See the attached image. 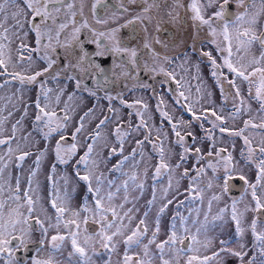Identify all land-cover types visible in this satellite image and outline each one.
<instances>
[{
	"label": "snow or ice",
	"instance_id": "1",
	"mask_svg": "<svg viewBox=\"0 0 264 264\" xmlns=\"http://www.w3.org/2000/svg\"><path fill=\"white\" fill-rule=\"evenodd\" d=\"M101 5L107 6V0H94L89 9L95 24L104 26L98 29L85 16L84 0H0V91L15 87L11 95H0V261L17 264V252L36 244L37 256L31 264H113V256L118 257L115 264H224L226 257L235 258L237 264H264V0H120L118 10L108 18L97 14ZM126 5H139L140 11L110 27L129 11ZM230 5L235 8L231 16ZM154 20L157 33L162 23L169 22L179 24L186 35L172 44L158 36L149 40L148 27ZM137 23L145 33L143 53L118 38L122 28ZM85 29L87 42L96 46L95 56L105 62L112 58L113 83L121 78L138 83L141 72L153 78L163 76L161 84L175 83V105L190 119L168 111L160 96L156 110L162 124L150 126L147 103L142 99L129 103L121 93L110 94L104 87L108 78H99L103 68L84 49L81 37ZM184 45V51L169 54ZM193 55L195 63L191 62ZM39 62L44 66L34 70ZM204 63L221 93L219 109L205 106L213 102L212 93L200 83ZM192 68L195 75L188 78ZM89 80L95 87L88 86ZM192 80L198 81L195 95ZM63 81L74 82L75 90L66 99ZM52 82L56 88L49 86ZM33 89L36 97L31 100ZM99 91L105 92L108 114L89 131L96 106L74 122L76 101L85 93L99 100ZM229 99L231 108H227ZM113 100L135 110L139 122L132 124L129 119L125 126ZM30 109L31 130L18 137ZM16 112L21 115L6 128ZM132 115L130 111L129 118ZM238 120L242 127L235 126ZM163 122L174 139L164 132ZM110 124L114 127L108 134L105 130ZM196 124L202 137L194 130ZM141 131L143 138L136 139L135 147L125 154V145ZM225 135L231 138V150L217 146ZM235 138L242 141L239 159L233 155ZM41 141L44 148L33 153L32 148ZM205 141L210 144L206 154ZM146 145L151 146L150 152L145 151ZM49 154L54 159L47 176L51 214L42 202L38 181ZM32 156L25 175L24 163ZM113 157L118 159L109 167ZM189 157L195 161L191 168L186 167ZM58 165H70L71 175L65 170L57 179ZM209 169L212 174L205 182ZM185 179L188 185L181 191ZM234 179L244 188L238 199L229 202L225 197ZM80 183L90 199L84 197L73 208L72 193ZM148 189L151 198L138 218L139 200ZM158 201L150 228L148 218ZM173 205L175 212L161 238V218ZM249 213L253 214L250 221ZM228 222L234 225L236 248L230 246V239L209 235ZM90 224L96 226L95 231H89ZM248 233L251 247L244 240ZM216 240L219 247L213 250ZM249 252L253 254L249 256Z\"/></svg>",
	"mask_w": 264,
	"mask_h": 264
},
{
	"label": "flooded vegetation",
	"instance_id": "2",
	"mask_svg": "<svg viewBox=\"0 0 264 264\" xmlns=\"http://www.w3.org/2000/svg\"><path fill=\"white\" fill-rule=\"evenodd\" d=\"M93 2H94V0H84L85 16L90 20L93 27H96L98 29H103L104 26L95 24V20L92 18L91 13L89 11L90 6ZM185 2L187 3L188 0H185ZM77 3H79V0H77ZM119 3H120V0H107V6H105V5L99 6L97 9V14L101 18H108L112 15L113 11L118 10ZM126 6L129 8V11L127 13H124V15L117 20L116 24L109 25L110 27H115L119 24H123L126 20L130 19L132 16L136 15L140 11L139 5H126ZM234 11H235L234 6L230 5L229 6V16H231ZM153 15H156V13L154 12ZM181 15H183V10H181ZM190 32H191V28L189 27L188 33H190ZM88 35L89 34L87 33L86 29L82 31L81 40H82V43L84 44V49L86 52L89 53L90 57L94 58L95 63L100 64L101 67L103 68V75L99 78L101 80H103V78L105 76L108 78L109 82L107 84H105L104 87L110 94L116 95L117 93H121L122 98L129 103H131L137 99H142L145 103L148 104V113L146 115L150 116V119L148 120V123L150 126L154 125L152 123L153 116L156 117L157 122L161 121V117L159 115V112L156 110L157 101H158V98L160 96H163V98H164V100L168 106L167 107L168 111L174 112V114L177 117L180 116L181 113H183L185 120L190 119L189 115L187 113L183 112V109H181L179 107V105H175V101H174V97H175V93H176L175 83L169 81L167 83L161 84L160 81H162L164 79L163 76H156L155 78H153L152 75L141 72L139 75V82L138 83L136 81L131 80V79L124 80L123 78H121L120 80L113 83L112 82V69H113L112 58H110V57L107 58V60L105 62V58L96 57L95 56L96 46L94 44H89L87 42L88 41ZM184 35H186V33L181 30V26L179 24L164 22L161 25V30L159 31V33L156 32V21L155 20L148 27V39L149 40H151L152 37L158 36L159 39H161L166 44H172L175 41L179 40L180 37L184 36ZM118 38L121 40V42L124 45H126L128 47H132V48H137L138 50L141 51V53H143L144 50L142 49V43H143V40L145 38V33L143 30V27L139 23H137L134 26L129 25L126 28H122L120 30V32L118 33ZM155 47L159 51H164V49H161V47L159 45H155ZM13 48H15V46H13ZM186 48H187V45H184L182 48L172 49V51L169 52V54L175 55L178 52L184 51ZM59 51L63 52V50H59ZM13 55H15V52H13ZM145 58H147V57H145ZM196 61H197V57L195 55H193L191 58V62L195 63ZM175 63L179 64L180 60L179 59L176 60ZM43 66H44L43 62H39L38 65L34 67V69L38 70V68H42ZM177 71H179V69H177ZM195 72H196L195 68H192L191 71L188 73V78H191V76L195 75ZM200 76H201L200 83L203 85V88L206 91H210L212 93L211 100L213 103L212 104L206 103L205 106L206 107L216 106L217 109H219V107L222 104L221 93H220V90H219L218 86L216 85L214 79L210 75L209 66L207 63L201 64ZM42 79H44V78H42ZM63 83H65L67 85L66 94H67V92L72 93L75 90L74 89V82L63 81ZM87 83H88L89 87H95V85L93 84V82L91 80H89ZM191 83L193 85V95H195V85L198 83V81L192 80ZM134 84H137V86L135 88H133ZM139 84H146V85H148V87L147 88L139 87ZM49 86L53 87V88L57 87V85L54 82L50 83ZM224 87L230 89V86L227 85L226 83H225ZM130 89H131V91H130ZM78 95H80V94L78 93ZM104 95H105L104 91H99L98 92L99 100H97L96 98L88 96L86 93L83 94V97L86 98L85 111H87L89 108H93L94 106H96L95 117L97 118V120L95 121V123L93 125L89 124L88 127H91V126L95 127V125H96V123H98L99 119H101L104 114H108L107 113L108 101L104 99ZM31 96H32L31 100H34L36 97V90L35 89H33L31 91ZM112 104L114 107L118 108L120 110V113L123 115H124V112H126L127 115L130 111L133 112V115L131 116L132 119H131V117L130 118L128 117L131 120L132 124H136L139 122L138 117H136V115L134 114L135 110L123 107L119 103L118 100H113ZM252 106L254 109L256 108L255 103H253ZM231 107H232V101H231V99H229L227 108H231ZM127 123H125V126H127ZM163 124L167 125L166 122H163ZM167 126H169V125H167ZM205 126L209 127L208 124H206ZM163 130H164V132L168 133L170 140L174 139V137H172V134L169 130V127L164 128ZM194 130H195L197 136L200 137L201 129L199 128L198 124L195 125ZM142 133H143V131H141V133H139V139L143 138ZM153 136H155V129H153ZM69 142H71V141H69ZM188 142L189 143L192 142L191 138H188ZM146 146L149 147L150 145H146ZM173 147H176V146L173 144ZM242 191H243V189L241 190L239 195L242 193ZM239 195L230 196L228 194V196L232 197V198L238 197ZM13 247H15V242H13ZM24 253H25V251L17 252V254H16L17 264H31L32 257L37 256V249L31 254V256H29L25 260L23 258ZM18 259H20L22 261H19Z\"/></svg>",
	"mask_w": 264,
	"mask_h": 264
},
{
	"label": "rangeland",
	"instance_id": "3",
	"mask_svg": "<svg viewBox=\"0 0 264 264\" xmlns=\"http://www.w3.org/2000/svg\"><path fill=\"white\" fill-rule=\"evenodd\" d=\"M14 91H15V87L6 88L3 91H0V95H11V93L14 92ZM69 93H71V92H67V94H69ZM67 94L65 93V96L63 97V99H66L67 98ZM29 96H30V99H31V97H32L31 96V92L29 93ZM76 103L78 104V108H77L76 114L74 116V122H75V120H78L79 119V116L83 115V113L85 111V108H86V98L82 97V99L77 100ZM4 115H7V112H5ZM20 115H21L20 112H16L15 115H13L9 119V121L7 122V124L5 125V127L10 129L11 123H13L17 118H19ZM31 115H32V110L30 109L29 117L24 122V131L21 132V133H18V137L20 135L26 134L27 131H30L31 130ZM128 117L129 116L126 114V112H124V115L121 114V119L123 120L124 123H127L129 121V118ZM102 118H103V116H102ZM244 118L246 119L247 117H244ZM131 119H132V117H131ZM96 120H97V118L95 117L89 124L90 125L91 124L93 125ZM152 123L155 126L160 127L161 124H162V121H158L157 122L156 117L153 116ZM162 126H163V129L169 127V126H167L165 124H163ZM228 126L231 127L232 125L229 124ZM235 126L236 127H242L241 121L238 120L236 122ZM113 127H114V124H110L105 131L108 134H110ZM209 127H210V125H209ZM92 128H94V126L88 127L89 131ZM71 130L72 129L70 128L69 129V135L71 134ZM5 134L7 135L8 133L6 132ZM203 135H204V133L201 131L200 137H202ZM216 135H217V137H219L220 136V133L217 132ZM36 139H39V137H36ZM136 139H139V134H136L125 145V154H128L131 151V149L133 147H135L134 141ZM230 139L231 138H229V137H227L225 135L222 142L220 140H217V146L218 147L219 146H227L231 150V144L229 143V140ZM53 143H54V141H53ZM197 146H201V145H197ZM202 147H203V150H204V152L206 154V152L210 148L209 142L205 141L203 143ZM241 147H242V141L239 138H235V151L233 152V155L236 157V159H239V152H240ZM37 148H40V149L44 148V142L41 141L38 145H36V147L32 148L33 153H35V151L37 150ZM176 150L179 151V148L176 147ZM145 151L146 152H150L151 151V146H149V147L146 146L145 147ZM105 154H107V153H105ZM34 158H35L34 156L29 157V159L25 161V163H24L25 175H27V169L32 165ZM117 159H118L117 157H113L112 161L109 163V167L111 166L112 163H115ZM155 162H156L155 159H153L151 161L152 164H155ZM173 162H175V161H173ZM52 163H54V159H53L52 155L49 154L48 156H46V158L42 162L41 169H40V173H39V176H38V181L40 183V195L42 197V202H43L44 206L46 208H48V211H49L50 214L53 212V210L50 208V206L48 204L50 185H49V182L47 181V176H48V174L50 172V165ZM194 163H195L194 159L192 157H189V160H188V163H187L186 167L191 168ZM204 164H205V161H201V166H204ZM143 167H144V165L142 164L141 165V169H143ZM65 170H67L68 174L71 175L72 168H71L70 165L69 166H61V165H58L57 166V179L59 178V175L62 174ZM16 171H17L16 169H13V175L16 174ZM211 174H212L211 173V170L209 169L207 171V176L204 178L205 179V182L207 180V177L208 176H211ZM192 175H195V173L193 172ZM219 175L222 176L223 175V172L221 171L219 173ZM149 177H151V171L149 172ZM249 178H251V174H250V177ZM60 183H62V181ZM150 183H151V180L149 179V184ZM187 185H188V180L187 179L181 181V191H183V189L186 188ZM23 187H24V185L22 184V188ZM70 188H71V186H70ZM214 190L215 191H219L218 189H214ZM133 195H135V193H133ZM241 195H242V193L238 197H234V198L227 196V197H225V200H227V201L230 202V199H238ZM84 197H89V199H90V194L87 193L86 188L83 185V183H80L76 187L75 192L72 193L71 206L73 208L79 207L81 205V203L83 202V198ZM150 198H151L150 197V189H148V190H146L144 196L139 200L138 207L140 209V212L138 214V218H139V215H142L143 214V212L145 210L146 202ZM180 199H184V197L181 196ZM205 199H207V197ZM158 206H159V201L157 202V205L152 208L151 213L149 215L148 222H149L150 228L152 227V222L154 220L155 213H156V210H157ZM242 207H243V205H241V208ZM181 211H185V210L182 208ZM215 211H216V207L214 206L213 207V212H215ZM174 212H175L174 205L173 206H169L168 211L161 218V228H162L161 238H163V231L168 227V225L170 223V217L174 214ZM185 214H187V213L185 212ZM252 215H253L252 213H249L248 214V216H247L248 221H250L252 219ZM202 218L203 217L201 216V219ZM89 231H94V229L91 228V229H89ZM209 235L212 236V237H219L220 239H225V240H229L230 239V240L233 241L230 246L233 247V248H236L237 247V244L235 242V236H234V225L231 222L224 223L223 225H221L219 227H216L213 231H210L209 232ZM35 238L36 239H39V232L38 231L35 232ZM244 240L247 243L248 247H251V245H252V237H251V234L250 233H248V234L245 235ZM218 247H219V241L216 240V242L214 244L213 250H215V248H218ZM122 250L123 249L121 248V251ZM207 254L210 255L211 252H209ZM252 254H253L252 252H249V256H251ZM64 255L66 256L67 255V252H65ZM117 259H118L117 256H113V264H115V262H116ZM0 264H3V261H0ZM224 264H237V261H236L235 258L226 257Z\"/></svg>",
	"mask_w": 264,
	"mask_h": 264
},
{
	"label": "water",
	"instance_id": "4",
	"mask_svg": "<svg viewBox=\"0 0 264 264\" xmlns=\"http://www.w3.org/2000/svg\"><path fill=\"white\" fill-rule=\"evenodd\" d=\"M244 185L242 184V182H240L238 179H234L230 185V191H229V195L230 196H237L239 195V193L241 192V190L243 189ZM89 229L93 228L94 230L96 229L95 225H89L88 226ZM37 249V245L33 244L30 245L29 248L25 251V253L23 254V258L24 260L27 259L29 256H31V254ZM19 261H22L20 259H18Z\"/></svg>",
	"mask_w": 264,
	"mask_h": 264
}]
</instances>
